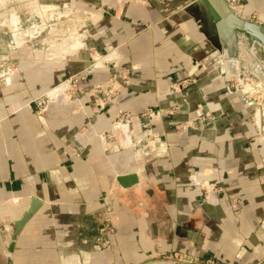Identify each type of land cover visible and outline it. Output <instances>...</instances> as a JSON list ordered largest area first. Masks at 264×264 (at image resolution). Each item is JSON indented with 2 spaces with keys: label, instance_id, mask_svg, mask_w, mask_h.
Wrapping results in <instances>:
<instances>
[{
  "label": "crops",
  "instance_id": "obj_1",
  "mask_svg": "<svg viewBox=\"0 0 264 264\" xmlns=\"http://www.w3.org/2000/svg\"><path fill=\"white\" fill-rule=\"evenodd\" d=\"M225 1L264 27V0ZM86 6L93 23L84 43L105 67L89 70L88 54L29 64L0 95V224L40 201L13 263L181 264L166 259L177 254L264 264V140L248 105L221 82L237 73L238 34L253 56L257 44L214 21L201 0ZM68 45L59 52L79 48ZM69 79L74 89L58 88ZM121 111L132 120L120 123ZM127 176L137 180L125 187ZM197 180L220 191L207 198Z\"/></svg>",
  "mask_w": 264,
  "mask_h": 264
},
{
  "label": "rangeland",
  "instance_id": "obj_2",
  "mask_svg": "<svg viewBox=\"0 0 264 264\" xmlns=\"http://www.w3.org/2000/svg\"><path fill=\"white\" fill-rule=\"evenodd\" d=\"M98 1L94 0L97 4ZM237 1L243 2L244 0ZM5 2L0 6V47L3 48L0 51V95L8 87L7 81L11 78L12 82L10 81V83H13L15 79L23 75L25 68L29 64L39 68L46 65H57L58 63H80L83 61L82 58H86L88 54L89 63L93 62L89 70L105 67L103 62L98 58L95 59L96 62L94 63V59L92 60L91 57L92 49L87 51L84 43L85 38L89 34L90 26L93 23L89 11L91 9L89 7L87 9L86 0H48L45 2L47 5L41 3V0H7ZM34 2L36 5H33ZM46 6H48L47 10ZM33 9L38 10L39 13L35 14ZM11 15L12 19H14L13 22L10 19ZM48 15L51 16L48 17ZM35 25H37L36 28ZM52 33H56L59 40L65 38L64 36L66 35L71 45L75 41L79 48L77 51L70 49L69 51L59 52L58 48L61 43L59 41L55 42L54 45L50 43L54 39L50 36ZM59 33H61L60 36L58 35ZM75 33L78 34L74 35ZM79 33H81V36ZM1 34H5L8 37L9 44L12 43L14 45L13 48H9L6 45ZM67 35H70V37ZM73 36L75 38H72ZM238 36V40L236 41L237 50L234 53L241 61L236 70L237 73L231 71L232 76L221 82L226 85L229 92L238 96L248 105L251 111L250 118L255 128V138L264 140V50L261 46L256 45L253 56L250 52L252 45L240 33ZM51 37L53 39H50ZM241 45L244 46L242 47ZM67 46L69 45L67 44ZM246 48L248 49L246 50ZM74 52L76 54H73ZM219 64L221 65V63ZM120 75L125 79L128 73L127 71H123ZM76 83L75 79H69L58 88L65 89L69 93L71 89L76 87ZM187 84L188 82L185 81L180 86L183 87ZM56 91L58 89H53V91H49L51 93L41 96L37 104L47 107L49 102L54 100L52 99L54 97L52 95ZM100 91L103 95L105 94L104 97L106 99L115 96V92H112V90L107 91L101 88ZM251 100L256 102L253 103ZM258 109L263 111L262 115L258 112ZM131 120L132 117L125 114V112L121 111L119 113L120 123L124 124ZM145 136V140L139 145V148L143 151L148 149V140H150L151 133L146 132Z\"/></svg>",
  "mask_w": 264,
  "mask_h": 264
},
{
  "label": "water",
  "instance_id": "obj_3",
  "mask_svg": "<svg viewBox=\"0 0 264 264\" xmlns=\"http://www.w3.org/2000/svg\"><path fill=\"white\" fill-rule=\"evenodd\" d=\"M201 2L206 5L213 16L214 21L230 22L231 25L234 23L235 25L233 26L235 29L247 33L251 42L261 46L264 50V27L257 23H252L237 17V15L231 11L225 0H201ZM219 12L222 15L219 14ZM2 39L6 42V45H8L9 48L14 47L12 43L9 44L8 37L5 34L2 35ZM1 50H3V48L0 47V51ZM136 180V176H127L120 181L122 184L124 183L125 187H128L135 183ZM39 202L38 199H33L30 209L21 219L14 222L0 224V264H14L13 255L18 238L27 223L35 215Z\"/></svg>",
  "mask_w": 264,
  "mask_h": 264
},
{
  "label": "built area",
  "instance_id": "obj_4",
  "mask_svg": "<svg viewBox=\"0 0 264 264\" xmlns=\"http://www.w3.org/2000/svg\"><path fill=\"white\" fill-rule=\"evenodd\" d=\"M196 184L197 186H199V188L201 190L204 191V193L207 195V198L210 197L211 193H214V192H219L220 189L217 188V187H214L213 185L210 186L208 185L207 186V183H204L203 185L201 184V182L199 180L196 181ZM102 246H101V243L100 242H97L95 245H94V249L96 250H101ZM167 260L169 261H174L176 263H188V264H217L216 262H214L213 260H201V261H194V260H191V259H184L183 257H181L180 255H177L175 254L174 256H171V257H167L166 258Z\"/></svg>",
  "mask_w": 264,
  "mask_h": 264
},
{
  "label": "bare ground",
  "instance_id": "obj_5",
  "mask_svg": "<svg viewBox=\"0 0 264 264\" xmlns=\"http://www.w3.org/2000/svg\"><path fill=\"white\" fill-rule=\"evenodd\" d=\"M5 1H7V0H0V6L1 5H3L4 3H6ZM43 3V2H42ZM52 4V3H51ZM33 5H36V3L34 2V4ZM34 10V12H35V14H38L39 12H38V10H35V9H33ZM13 13V12H12ZM41 13V12H40ZM44 14V13H43ZM11 18L10 19H12V15L10 16ZM15 18V17H14ZM18 18V17H17ZM9 19V20H10ZM44 19V18H43ZM94 20V19H93ZM11 21V20H10ZM14 21V19H12V22ZM18 21V20H17ZM16 24H17V22H15ZM39 26V25H38ZM46 26H48L47 24H46ZM37 27V25H35V28ZM34 28V27H33ZM34 28V29H35ZM36 30V29H35ZM34 30V31H35ZM32 33H33V31H32ZM76 34V33H75ZM74 34V35H75ZM78 34V33H77ZM31 35V34H30ZM59 35V34H58ZM72 35V34H71ZM50 36H52L54 39H56L57 38V34L56 33H52V34H50ZM56 36V37H55ZM68 36V35H67ZM80 36H81V33H80ZM50 38V39H53V38ZM65 38H63L62 40H59V39H57V40H55L54 41V39H53V42H50L51 44H53L54 45V43L55 42H60L61 44H59V47L60 48H62V47H64L65 45H67V44H69L68 42H69V40H68V38H66V35L64 36ZM68 37H70V35L68 36ZM78 37V36H77ZM73 38V37H72ZM75 38V37H74ZM80 43V42H79ZM62 46V47H61ZM54 47V46H53ZM53 47H52V49H53ZM67 47V46H66ZM69 47V46H68ZM61 54V53H60ZM264 90V89H263ZM259 93V92H258ZM251 102H256V101H253V100H251ZM256 104V103H255ZM258 112L259 113H261V115L263 114V111L261 110V109H258Z\"/></svg>",
  "mask_w": 264,
  "mask_h": 264
}]
</instances>
